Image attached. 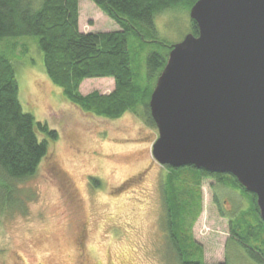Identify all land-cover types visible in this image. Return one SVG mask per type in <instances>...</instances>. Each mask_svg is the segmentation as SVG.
<instances>
[{"label": "rangeland", "instance_id": "rangeland-1", "mask_svg": "<svg viewBox=\"0 0 264 264\" xmlns=\"http://www.w3.org/2000/svg\"><path fill=\"white\" fill-rule=\"evenodd\" d=\"M79 6L82 32L120 29L92 0H79ZM168 12L155 18L156 37L174 45L193 26L186 9ZM16 41L20 47L10 57L24 110L59 137L37 172L20 185L33 195L24 211L0 213V264H180L166 230L167 168L152 153L157 127L134 113L107 119L80 110L47 76L38 39ZM129 42L131 52H139L133 66L144 77L148 52L136 38ZM114 89L112 78L86 79L80 86L84 95ZM200 194L191 234L202 260L217 264L229 255L232 264H257L220 212L232 208L228 214L234 217L250 210L248 196L212 178L202 180Z\"/></svg>", "mask_w": 264, "mask_h": 264}, {"label": "trees", "instance_id": "trees-1", "mask_svg": "<svg viewBox=\"0 0 264 264\" xmlns=\"http://www.w3.org/2000/svg\"><path fill=\"white\" fill-rule=\"evenodd\" d=\"M92 1L119 25V30L82 32L79 0H0L1 214L24 211L27 199L33 195L20 185L37 172L59 137L48 123L26 112L20 101L19 82L10 57V52L20 47L18 38L38 39L47 76L80 110L107 119L134 113L157 127L149 102L173 45L156 37L155 18L170 9L184 8L190 13L198 0ZM190 19L192 33L197 35L198 26ZM131 36L139 41L140 50L148 52L144 77L133 66L139 52L137 49L131 52ZM11 39L15 41H2ZM91 78H112L115 89L109 94L94 91L84 95L80 86ZM166 168L162 187L166 230L180 264H206L191 234L192 224L201 210L200 187L204 178L215 179L233 190L241 189L248 196L250 210L232 218L231 230L236 242L249 247V255L261 260L264 220L254 193L247 191L230 173H212L194 165ZM220 212L227 216L224 209Z\"/></svg>", "mask_w": 264, "mask_h": 264}, {"label": "water", "instance_id": "water-1", "mask_svg": "<svg viewBox=\"0 0 264 264\" xmlns=\"http://www.w3.org/2000/svg\"><path fill=\"white\" fill-rule=\"evenodd\" d=\"M149 106L162 165L234 175L264 220V0H198Z\"/></svg>", "mask_w": 264, "mask_h": 264}, {"label": "flooded vegetation", "instance_id": "flooded-vegetation-1", "mask_svg": "<svg viewBox=\"0 0 264 264\" xmlns=\"http://www.w3.org/2000/svg\"><path fill=\"white\" fill-rule=\"evenodd\" d=\"M259 209V208H258ZM226 212V215H227V220L229 221V222H231V220H232V218L233 217H231V216H229V214H228V212H230V214H233V209L231 208V209H228V210H226L225 211ZM242 246V248H243V251L244 252H246V253H248V251H247V249L249 248V247H245L244 245H241ZM253 251H255L256 253H257V251L256 250H254L253 248H251ZM259 253V252H258ZM249 254V253H248ZM257 255H261V254H257ZM250 257H252L251 255H249ZM258 257V256H257ZM257 257H255V256H253L252 258L256 261V263L257 264H264V256H262L261 255V260H257L258 258ZM204 260V259H203ZM203 262H205V261H203ZM217 264H232V260H231V258H229V255H227V258L224 260V261H222V262H220V263H217Z\"/></svg>", "mask_w": 264, "mask_h": 264}, {"label": "bare ground", "instance_id": "bare-ground-1", "mask_svg": "<svg viewBox=\"0 0 264 264\" xmlns=\"http://www.w3.org/2000/svg\"><path fill=\"white\" fill-rule=\"evenodd\" d=\"M82 220V219H81Z\"/></svg>", "mask_w": 264, "mask_h": 264}]
</instances>
